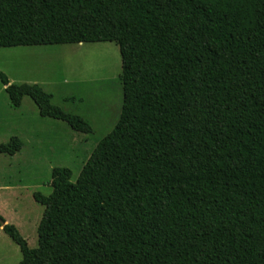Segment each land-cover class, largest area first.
Here are the masks:
<instances>
[{"label": "trees", "instance_id": "16d2710c", "mask_svg": "<svg viewBox=\"0 0 264 264\" xmlns=\"http://www.w3.org/2000/svg\"><path fill=\"white\" fill-rule=\"evenodd\" d=\"M114 42L122 106L76 181L53 168L18 264H264V0H0V48ZM12 107L92 128L36 84ZM12 137L0 154L14 156Z\"/></svg>", "mask_w": 264, "mask_h": 264}, {"label": "rangeland", "instance_id": "374dc122", "mask_svg": "<svg viewBox=\"0 0 264 264\" xmlns=\"http://www.w3.org/2000/svg\"><path fill=\"white\" fill-rule=\"evenodd\" d=\"M0 72L10 84H36L51 95L52 105L82 117L88 134L39 116L27 97L10 105L0 82V144L17 137L23 143L14 156L0 154V217L14 225L28 247L37 246L43 207L33 193L51 194L53 168L78 178L98 142L116 125L122 106L121 58L114 42L0 48ZM18 246L0 228V264L21 261Z\"/></svg>", "mask_w": 264, "mask_h": 264}, {"label": "water", "instance_id": "95a60500", "mask_svg": "<svg viewBox=\"0 0 264 264\" xmlns=\"http://www.w3.org/2000/svg\"><path fill=\"white\" fill-rule=\"evenodd\" d=\"M5 225V221L3 218L0 217V228L2 229Z\"/></svg>", "mask_w": 264, "mask_h": 264}, {"label": "crops", "instance_id": "0c3cea01", "mask_svg": "<svg viewBox=\"0 0 264 264\" xmlns=\"http://www.w3.org/2000/svg\"><path fill=\"white\" fill-rule=\"evenodd\" d=\"M25 98H27V97H25ZM24 99V98H23ZM22 104V103H21Z\"/></svg>", "mask_w": 264, "mask_h": 264}]
</instances>
